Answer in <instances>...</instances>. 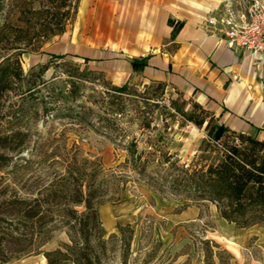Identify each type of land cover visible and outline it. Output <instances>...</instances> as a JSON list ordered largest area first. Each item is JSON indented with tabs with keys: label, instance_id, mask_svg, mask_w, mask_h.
I'll use <instances>...</instances> for the list:
<instances>
[{
	"label": "rangeland",
	"instance_id": "1",
	"mask_svg": "<svg viewBox=\"0 0 264 264\" xmlns=\"http://www.w3.org/2000/svg\"><path fill=\"white\" fill-rule=\"evenodd\" d=\"M248 1L7 0L12 31L0 38V66L19 57L24 78L0 102V138L20 131L29 142L20 152L0 149L11 157L8 164L0 158V199L12 189L26 197L30 186L34 192L69 188L70 174L80 167L86 169L84 188L95 181L100 231L107 240L104 264H264V226L239 229L215 205L174 196L169 188L176 170L164 163L166 157L179 165L215 161L205 149V126L189 121L214 115L220 123L214 110L168 84L157 92L156 81L133 69L126 82L124 75L113 78L112 64L104 63L122 59L123 53L105 49H117V43L136 55L132 59L148 60L142 53L153 47L171 55L189 21L203 20L213 7ZM168 14L176 19L171 35L155 40L164 34ZM123 86L128 94L114 90ZM85 159L95 161L96 179L86 176L91 168ZM15 170L13 180L7 173ZM69 194L68 189L67 196L51 200L55 219L67 217ZM68 243V234L56 230L39 252L10 264H47L43 253Z\"/></svg>",
	"mask_w": 264,
	"mask_h": 264
},
{
	"label": "trees",
	"instance_id": "2",
	"mask_svg": "<svg viewBox=\"0 0 264 264\" xmlns=\"http://www.w3.org/2000/svg\"><path fill=\"white\" fill-rule=\"evenodd\" d=\"M6 3L7 0H0V38L12 31L11 23L5 19ZM69 15L70 12H67L60 23L59 33L64 32ZM130 65L135 72H142L148 66V60L132 59ZM47 69L44 67L42 71L46 72ZM23 78L19 57L8 59L0 66V102L8 96L14 84L23 81ZM154 85L157 92H164L167 83L156 81ZM114 90L128 94L129 88L115 87ZM122 112L119 110L118 114ZM189 121L199 128L205 126L209 137L205 149L215 154V161L204 164L198 160L189 165H179L178 161L170 163L171 157H166L164 163H169L172 170H176L171 176L169 187L173 195L196 203L215 205L220 217L239 229L264 226V140L233 131L216 122L214 115L201 120L190 118ZM27 137V133L12 131L10 135L0 138V149L6 154L20 152L29 142ZM0 158L5 164L11 161V157L5 154L0 155ZM133 159L141 160L135 155ZM84 161L91 168V173L86 176L96 179L98 169L95 161ZM28 168L23 170L28 172ZM137 168L134 163L132 169ZM76 172L69 176V188L67 185L61 188L50 186L34 192L35 189L30 186L26 197L21 196L17 189H12L11 195L10 190H6L10 196L0 199V264H10L13 260L39 252L51 241L55 231L60 229L68 234L70 243L54 251L44 252L47 264H104L107 240H104V230L100 231L102 225L95 181L89 179V185L84 188L86 169L78 167ZM7 174L16 180L18 171ZM68 189L71 202L67 204L69 209L64 211L67 217L57 220L53 217L55 211L48 206H51V200L64 194L67 196ZM0 194L4 192L0 191ZM78 207H84L85 210L79 212L76 209ZM59 212L62 211L59 209Z\"/></svg>",
	"mask_w": 264,
	"mask_h": 264
},
{
	"label": "crops",
	"instance_id": "3",
	"mask_svg": "<svg viewBox=\"0 0 264 264\" xmlns=\"http://www.w3.org/2000/svg\"><path fill=\"white\" fill-rule=\"evenodd\" d=\"M222 9L213 7L205 12L203 20L189 21L182 27L173 54H159L154 47L152 53H142L148 56V66L141 75L201 100L231 130L264 140V65L253 66L242 53L228 50L220 38L209 36L202 29L205 20ZM175 22L173 15L168 14L164 34L155 35V40L170 37ZM117 46V49L113 46L105 49L123 53L122 59L114 63L104 60V63L112 64L109 72L113 78L124 75L126 82L133 70L124 58L132 59L136 55H127L129 51L120 43Z\"/></svg>",
	"mask_w": 264,
	"mask_h": 264
},
{
	"label": "built area",
	"instance_id": "4",
	"mask_svg": "<svg viewBox=\"0 0 264 264\" xmlns=\"http://www.w3.org/2000/svg\"><path fill=\"white\" fill-rule=\"evenodd\" d=\"M204 32L220 38L230 51L242 53L253 66L264 65V1L249 0L245 5H226L209 16Z\"/></svg>",
	"mask_w": 264,
	"mask_h": 264
}]
</instances>
